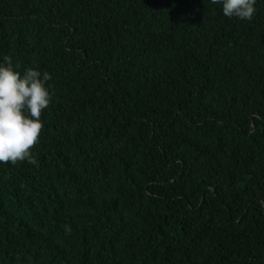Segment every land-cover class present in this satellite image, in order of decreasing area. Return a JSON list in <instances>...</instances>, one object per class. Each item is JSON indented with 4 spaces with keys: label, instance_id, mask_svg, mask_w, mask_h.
I'll list each match as a JSON object with an SVG mask.
<instances>
[{
    "label": "trees",
    "instance_id": "trees-1",
    "mask_svg": "<svg viewBox=\"0 0 264 264\" xmlns=\"http://www.w3.org/2000/svg\"><path fill=\"white\" fill-rule=\"evenodd\" d=\"M255 9L0 0V65L52 93L37 164L0 163V264H264Z\"/></svg>",
    "mask_w": 264,
    "mask_h": 264
},
{
    "label": "clouds",
    "instance_id": "clouds-1",
    "mask_svg": "<svg viewBox=\"0 0 264 264\" xmlns=\"http://www.w3.org/2000/svg\"><path fill=\"white\" fill-rule=\"evenodd\" d=\"M222 4L223 15L251 20L256 0H210ZM6 65H0V163L16 164L27 161L36 165L31 149L37 144L44 125L40 120L42 110L50 104L52 93L46 87L51 75L34 68L23 74L15 71L9 56ZM70 231V230H69Z\"/></svg>",
    "mask_w": 264,
    "mask_h": 264
}]
</instances>
